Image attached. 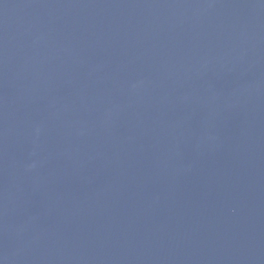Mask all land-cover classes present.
<instances>
[{"label": "water", "instance_id": "1", "mask_svg": "<svg viewBox=\"0 0 264 264\" xmlns=\"http://www.w3.org/2000/svg\"><path fill=\"white\" fill-rule=\"evenodd\" d=\"M0 264H264V0H0Z\"/></svg>", "mask_w": 264, "mask_h": 264}]
</instances>
